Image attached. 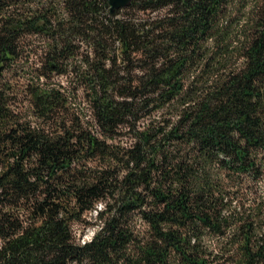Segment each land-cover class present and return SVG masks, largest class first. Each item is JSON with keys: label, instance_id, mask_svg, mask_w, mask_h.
I'll use <instances>...</instances> for the list:
<instances>
[{"label": "trees", "instance_id": "trees-1", "mask_svg": "<svg viewBox=\"0 0 264 264\" xmlns=\"http://www.w3.org/2000/svg\"><path fill=\"white\" fill-rule=\"evenodd\" d=\"M262 184L264 0H0V264H264Z\"/></svg>", "mask_w": 264, "mask_h": 264}, {"label": "rangeland", "instance_id": "rangeland-1", "mask_svg": "<svg viewBox=\"0 0 264 264\" xmlns=\"http://www.w3.org/2000/svg\"><path fill=\"white\" fill-rule=\"evenodd\" d=\"M262 185L264 186V184ZM99 208L100 207H98L97 209L99 210ZM95 215L96 213L92 211L91 214L88 215V218L85 220L83 224H75L73 226L74 235L78 243L89 241L90 237L93 235L94 229H93L92 223L95 221L94 220Z\"/></svg>", "mask_w": 264, "mask_h": 264}, {"label": "water", "instance_id": "water-1", "mask_svg": "<svg viewBox=\"0 0 264 264\" xmlns=\"http://www.w3.org/2000/svg\"><path fill=\"white\" fill-rule=\"evenodd\" d=\"M132 0H107V5L110 14H113L115 10L128 8Z\"/></svg>", "mask_w": 264, "mask_h": 264}]
</instances>
